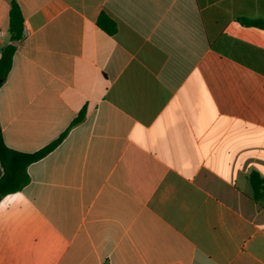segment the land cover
Segmentation results:
<instances>
[{
    "label": "crops",
    "instance_id": "crops-1",
    "mask_svg": "<svg viewBox=\"0 0 264 264\" xmlns=\"http://www.w3.org/2000/svg\"><path fill=\"white\" fill-rule=\"evenodd\" d=\"M13 5L3 142L66 135L5 201L0 264H264V29L239 21L264 0H0V54Z\"/></svg>",
    "mask_w": 264,
    "mask_h": 264
},
{
    "label": "trees",
    "instance_id": "trees-1",
    "mask_svg": "<svg viewBox=\"0 0 264 264\" xmlns=\"http://www.w3.org/2000/svg\"><path fill=\"white\" fill-rule=\"evenodd\" d=\"M239 21L245 26H255L264 29V21L246 19H240ZM98 24L109 34H112L115 30L114 24L104 15H101ZM9 32L11 44L3 48L0 54V87L11 68L12 56L15 52L14 43L21 38L23 32L22 15L14 5L10 10ZM82 119L83 112H80L71 125L79 123ZM65 135L66 133H63L57 140L37 152L22 153L8 148L3 142L0 131V165L3 170L0 177V199L9 193L20 191L27 185L29 182L27 167L53 151L61 143ZM248 180L252 189V198L256 201L264 202V178L254 171L250 173Z\"/></svg>",
    "mask_w": 264,
    "mask_h": 264
},
{
    "label": "clouds",
    "instance_id": "clouds-1",
    "mask_svg": "<svg viewBox=\"0 0 264 264\" xmlns=\"http://www.w3.org/2000/svg\"><path fill=\"white\" fill-rule=\"evenodd\" d=\"M5 201H8V204L13 202H27L23 192L9 193L4 197L3 200H0V213H2L8 207V205L5 204Z\"/></svg>",
    "mask_w": 264,
    "mask_h": 264
}]
</instances>
